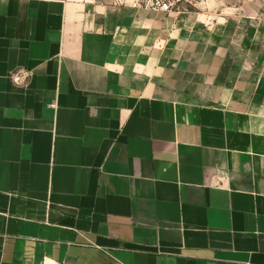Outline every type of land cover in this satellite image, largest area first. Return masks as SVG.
I'll use <instances>...</instances> for the list:
<instances>
[{
  "label": "crops",
  "instance_id": "obj_1",
  "mask_svg": "<svg viewBox=\"0 0 264 264\" xmlns=\"http://www.w3.org/2000/svg\"><path fill=\"white\" fill-rule=\"evenodd\" d=\"M0 264H264V21L0 0Z\"/></svg>",
  "mask_w": 264,
  "mask_h": 264
},
{
  "label": "rangeland",
  "instance_id": "obj_2",
  "mask_svg": "<svg viewBox=\"0 0 264 264\" xmlns=\"http://www.w3.org/2000/svg\"><path fill=\"white\" fill-rule=\"evenodd\" d=\"M102 2L135 3L144 0H101ZM174 10H206L214 14L246 13L264 21V0H173Z\"/></svg>",
  "mask_w": 264,
  "mask_h": 264
},
{
  "label": "built area",
  "instance_id": "obj_3",
  "mask_svg": "<svg viewBox=\"0 0 264 264\" xmlns=\"http://www.w3.org/2000/svg\"><path fill=\"white\" fill-rule=\"evenodd\" d=\"M135 6H144L148 9L171 12L174 10L173 0H144L134 3Z\"/></svg>",
  "mask_w": 264,
  "mask_h": 264
}]
</instances>
